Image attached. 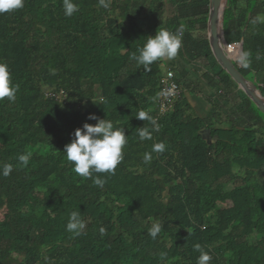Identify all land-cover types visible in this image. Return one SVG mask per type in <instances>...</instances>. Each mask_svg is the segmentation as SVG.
Here are the masks:
<instances>
[{
	"label": "trees",
	"instance_id": "obj_1",
	"mask_svg": "<svg viewBox=\"0 0 264 264\" xmlns=\"http://www.w3.org/2000/svg\"><path fill=\"white\" fill-rule=\"evenodd\" d=\"M207 1L201 20L167 22L170 32L184 30L174 78L181 93L165 115L156 109L164 61L145 71L133 59L154 36L132 15L133 0H110L108 8L74 0L79 11L71 17L63 0H25L0 14V63L17 87L14 101L0 102V165L13 166L0 174V264H197V244L209 264H264V120L235 92L206 34L195 51L186 46L188 29H208ZM263 15L264 0H227L224 33L230 45L243 42L248 67L238 70L253 73L264 96ZM199 60H209L207 84L217 96L238 103L226 125L199 117L185 96L189 67ZM141 110L159 131L136 118ZM89 114L111 120L127 139L115 172L93 173L102 188L77 175L63 153L75 129L97 123ZM141 127L151 139L140 140ZM202 128L217 142L203 140ZM160 142L165 151H152ZM27 152L21 167L18 155ZM72 212L84 223L80 234L67 230ZM157 221L162 230L153 240L148 229Z\"/></svg>",
	"mask_w": 264,
	"mask_h": 264
},
{
	"label": "clouds",
	"instance_id": "obj_2",
	"mask_svg": "<svg viewBox=\"0 0 264 264\" xmlns=\"http://www.w3.org/2000/svg\"><path fill=\"white\" fill-rule=\"evenodd\" d=\"M100 6L108 8L110 0H98ZM25 0H0V14L13 12L24 8ZM64 14L71 17L75 12L79 11V5L74 0H63ZM184 25L181 24L175 32H170L165 28H158L154 36H149L146 43L139 50V55L133 56V59L142 65L145 71H150V65L153 62L168 59H174L182 47V35ZM241 63L244 67H248L246 59H242ZM17 87L12 84L11 74L7 64L0 63V102L5 98L12 102L16 98ZM136 118L142 121H149L152 125V131H159L160 126L157 121L146 111H139ZM89 120H96V124L84 123L82 128L75 129L74 139L71 143L66 144L63 153L69 162L73 163V171L83 177L92 178L93 183L99 187H103L105 180L95 177L93 173H109L113 174L116 167L123 159V148L127 144L124 129L115 128L111 120L100 119L95 114H89ZM140 140L151 139V131L147 127H141L139 130ZM163 142L156 143L152 147V151L162 153L165 151ZM32 157L31 152L18 155V161L21 167L28 166ZM145 163L151 161V154H144ZM13 170L11 164L5 163L0 165V174L7 177ZM84 223L80 220L78 212H72L67 224V230L80 234ZM162 230V225L157 221L148 229V235L155 240ZM103 235L105 229L100 228ZM195 250L200 252L197 258V264H209L211 255L204 251L199 244L195 245ZM166 254H161V259Z\"/></svg>",
	"mask_w": 264,
	"mask_h": 264
},
{
	"label": "crops",
	"instance_id": "obj_3",
	"mask_svg": "<svg viewBox=\"0 0 264 264\" xmlns=\"http://www.w3.org/2000/svg\"><path fill=\"white\" fill-rule=\"evenodd\" d=\"M133 3L134 8H132V15L138 20V23L142 27L149 28L154 35L156 34V31L159 27L167 29V22L173 17L179 18L181 22H187L189 20H201L205 17L204 13L208 5L207 0H133ZM208 9L210 14V0ZM188 30L189 31L185 32V38L187 40L186 46L191 51H195V47H197L198 41L202 34H206L209 39V27L206 33H202V30L197 27ZM238 44L234 51L228 52L230 54V59H232L236 67L240 69L242 67V56ZM162 60L165 64H167V70L171 68L173 69L174 73L178 65H183L178 56L172 60H168L166 58ZM208 61L209 60H199L193 62L189 67V75L185 82L191 83V87L185 90V96L189 100L194 112L199 117L205 119L212 118L215 121L217 120L226 125L227 119L235 117L238 114L236 106L238 103H231L232 101L228 102L225 99H222V96H217L215 89L209 87L206 77L211 76L212 71L207 69V67L204 65V63H208ZM183 68H181V70H183ZM245 79L249 82V84L255 85L262 95L261 90L263 87L262 85L256 83L253 73L248 74ZM235 92L238 93L242 100L248 98V96L240 89L239 86L236 88ZM220 93L222 92L220 91Z\"/></svg>",
	"mask_w": 264,
	"mask_h": 264
},
{
	"label": "water",
	"instance_id": "obj_4",
	"mask_svg": "<svg viewBox=\"0 0 264 264\" xmlns=\"http://www.w3.org/2000/svg\"><path fill=\"white\" fill-rule=\"evenodd\" d=\"M227 0H210V14L208 20L210 47L214 59L233 79V81L240 87V89L248 96V98L255 104V106L264 112V96L260 94L257 87L244 78L236 67L234 61L230 59V54L227 47V41L224 33V11L226 9ZM237 46V45H236ZM241 51V58L244 59L243 42L238 44ZM199 135L209 145L217 142V137H213L211 131L202 128Z\"/></svg>",
	"mask_w": 264,
	"mask_h": 264
},
{
	"label": "built area",
	"instance_id": "obj_5",
	"mask_svg": "<svg viewBox=\"0 0 264 264\" xmlns=\"http://www.w3.org/2000/svg\"><path fill=\"white\" fill-rule=\"evenodd\" d=\"M123 1V0H112ZM237 44H228L226 49L228 51H234ZM175 73L173 69L169 68L162 79V84L159 92V96L156 102V109L159 115H165L173 106V102L181 93L180 85L175 81ZM63 92H61L62 94Z\"/></svg>",
	"mask_w": 264,
	"mask_h": 264
},
{
	"label": "rangeland",
	"instance_id": "obj_6",
	"mask_svg": "<svg viewBox=\"0 0 264 264\" xmlns=\"http://www.w3.org/2000/svg\"><path fill=\"white\" fill-rule=\"evenodd\" d=\"M261 19L264 20V15L261 17ZM167 68H168L167 64L164 63V65H163V71H164V74L166 73ZM185 94H186V93H185ZM261 116H262V118H263V120H264V112H261ZM213 124H214V125H217L216 122H214ZM240 139H241V136L239 137V140H240ZM38 152H39V154H42V155H44V156H47V151H45V150H43V149H40ZM239 182H240V184H241V180H240ZM241 191H242V187H241V185H238V186L236 187L235 191L231 194V195H232V198H236V197L238 196V194H240ZM0 218H2V214H0Z\"/></svg>",
	"mask_w": 264,
	"mask_h": 264
}]
</instances>
